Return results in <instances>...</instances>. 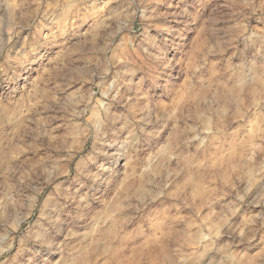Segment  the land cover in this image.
I'll return each mask as SVG.
<instances>
[{"label":"rangeland","instance_id":"374dc122","mask_svg":"<svg viewBox=\"0 0 264 264\" xmlns=\"http://www.w3.org/2000/svg\"><path fill=\"white\" fill-rule=\"evenodd\" d=\"M249 29H264V0H0V264H264V57ZM156 57L174 88L151 91L147 124L111 105L114 159L89 135L111 62L146 89Z\"/></svg>","mask_w":264,"mask_h":264},{"label":"clouds","instance_id":"9594fccd","mask_svg":"<svg viewBox=\"0 0 264 264\" xmlns=\"http://www.w3.org/2000/svg\"><path fill=\"white\" fill-rule=\"evenodd\" d=\"M134 15V13H129V19ZM245 39L258 38L260 41V48L258 50V55L264 57V29H249L247 33H241ZM158 61L162 63V68L159 73L152 75L150 83H148L147 88L143 87V80L137 81L136 77L139 72V69L134 67H125L123 64L115 61L113 58L111 62V72H112V81L109 84V88L112 90V93L105 97L104 108L101 109L105 114L102 119L93 117L92 121L89 124V135L93 138L95 142L107 145V147L112 150L116 155L114 159H119L125 150V146L121 143L120 139V128L121 122L116 120L111 115V105L113 103H121L128 107L129 115L134 121L136 115L141 112L145 113L140 119L144 121L145 124L148 123L146 118L147 112L151 109V91L153 89H162L163 92H170L173 90L174 85L172 81L168 78L167 71L170 68V65L162 62L161 57H156ZM253 68H256V65H253ZM238 70L243 72V66H238ZM252 71V69H249ZM258 71L261 76H264V63H259ZM257 79V77L245 75L241 79V85L244 83H251L252 80ZM264 83V81H261ZM133 88L136 89V95H123L121 90L126 89L131 91ZM141 132L147 135V131L144 128H141ZM107 169H103L100 173L97 174V179L102 180L103 174ZM39 192V190H38ZM11 214H6L3 218V223L7 225L9 223ZM34 242H41L43 239V232L38 231L33 233L31 237Z\"/></svg>","mask_w":264,"mask_h":264}]
</instances>
